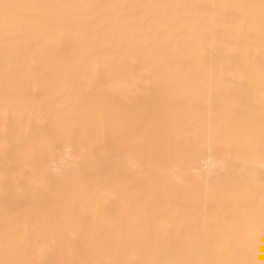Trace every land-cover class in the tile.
<instances>
[{
  "label": "bare ground",
  "instance_id": "bare-ground-1",
  "mask_svg": "<svg viewBox=\"0 0 264 264\" xmlns=\"http://www.w3.org/2000/svg\"><path fill=\"white\" fill-rule=\"evenodd\" d=\"M0 264H264V0H0Z\"/></svg>",
  "mask_w": 264,
  "mask_h": 264
}]
</instances>
